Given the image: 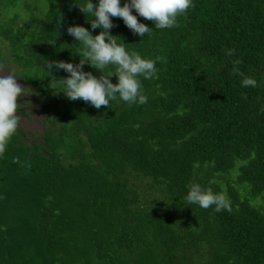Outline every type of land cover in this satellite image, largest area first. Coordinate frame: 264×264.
I'll return each mask as SVG.
<instances>
[{
	"label": "trees",
	"instance_id": "obj_1",
	"mask_svg": "<svg viewBox=\"0 0 264 264\" xmlns=\"http://www.w3.org/2000/svg\"><path fill=\"white\" fill-rule=\"evenodd\" d=\"M137 18L144 38L119 17L110 34L156 60L139 77L148 102L96 109L54 94L45 71L83 59L67 27L97 35L92 17L73 0H0V66L30 90L17 113L44 127L17 128L0 154V264H264V0H192L167 29ZM192 182L231 210L186 203Z\"/></svg>",
	"mask_w": 264,
	"mask_h": 264
},
{
	"label": "clouds",
	"instance_id": "obj_2",
	"mask_svg": "<svg viewBox=\"0 0 264 264\" xmlns=\"http://www.w3.org/2000/svg\"><path fill=\"white\" fill-rule=\"evenodd\" d=\"M81 13L91 16L92 30L100 29L99 34L81 25L67 27V33L82 45L79 63L65 61H46V76H50L49 87L54 94H63L68 100H82L96 109L109 106L110 101L119 97L128 105H142L148 102L139 77L145 80L156 77V60L143 58L138 52L129 51L124 42H117L110 30L115 27L112 18L119 17L125 26L136 36L144 38L151 30L146 24L138 22V16L155 22L156 29L176 26L177 17L192 7V0H73ZM135 11V15L133 14ZM228 55H232L229 50ZM80 57V56H79ZM159 59V58H157ZM233 73L241 77L242 87L257 86L252 76H246L239 69L241 61L233 62ZM103 73L99 78L84 71V65ZM2 67V66H0ZM114 71L105 74V70ZM63 70L68 75L57 79L54 71ZM117 77L112 83L110 77ZM30 90L17 82V75L11 69L0 73V154L18 128V99ZM188 204L198 205L202 209L214 208V211H230V202L223 193L205 189L199 183H189L183 198Z\"/></svg>",
	"mask_w": 264,
	"mask_h": 264
},
{
	"label": "rangeland",
	"instance_id": "obj_3",
	"mask_svg": "<svg viewBox=\"0 0 264 264\" xmlns=\"http://www.w3.org/2000/svg\"><path fill=\"white\" fill-rule=\"evenodd\" d=\"M8 70L9 68L7 67H0V73L2 74H6ZM17 82L23 87L18 77ZM28 111V115L17 113L18 128L24 130L28 136L34 135V138L38 139L44 132V127L41 123L42 115L36 109L29 108Z\"/></svg>",
	"mask_w": 264,
	"mask_h": 264
}]
</instances>
